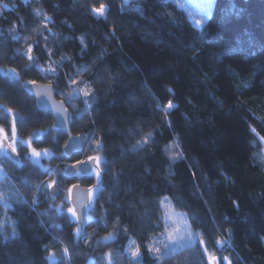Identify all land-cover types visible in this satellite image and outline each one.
<instances>
[{
	"label": "trees",
	"instance_id": "obj_1",
	"mask_svg": "<svg viewBox=\"0 0 264 264\" xmlns=\"http://www.w3.org/2000/svg\"><path fill=\"white\" fill-rule=\"evenodd\" d=\"M102 3L106 18L94 13ZM262 51L264 0H216L201 27L173 0H0V105L24 115L23 136L48 129L39 142L54 154L44 168L3 160L18 197L0 206V264H129L130 240L156 264L146 245L164 231L165 197L199 236L159 264H264V94L246 93L264 86V58L227 66L234 99L217 80L235 54ZM32 80L53 82L72 131L88 134L84 149L61 157L68 135L24 87ZM73 85L92 95L67 99ZM98 153L99 180H81L98 188L81 225L42 183L55 169L64 192L74 178L62 161Z\"/></svg>",
	"mask_w": 264,
	"mask_h": 264
},
{
	"label": "rangeland",
	"instance_id": "obj_2",
	"mask_svg": "<svg viewBox=\"0 0 264 264\" xmlns=\"http://www.w3.org/2000/svg\"><path fill=\"white\" fill-rule=\"evenodd\" d=\"M180 8L184 9L189 17V19H192V21L198 26L201 27L203 25H205L208 21L209 18L212 15L213 9H214V5L216 0H173ZM94 13H96L94 11ZM98 16V13H96ZM106 14V12H105ZM264 58V51L258 53L256 56L249 58V59H245L241 54H235V56H232L231 58H229L226 63L224 64V66L221 67L220 71L218 72V76H217V80L218 83L221 86V93L223 95H225V97L229 96L230 99H234L235 98V94H234V87H233V83H231L230 81V77H229V73L227 72V66L229 64L233 65V66H237L239 67L242 71L246 72L247 70H249L252 66L253 63L258 62V60ZM43 70V72H48V73H52L49 71V69H54V66H50V68L46 71L43 68H41ZM56 71V69H54ZM73 84V83H72ZM71 92L69 94H72L71 96H69L68 94L66 95L67 99H73V97H76L78 94V89H76V86L73 85V87L70 90ZM81 92V91H80ZM248 94H253V93H263L264 94V86L261 83H258L257 85H254L252 88H250L247 92ZM6 107L2 108V105H0V117H6V113H11V109L12 108H8L6 109ZM11 115V114H10ZM9 125L6 126H2L0 125V128H3L7 133H8V141L10 140L12 142L13 138L11 136V126L13 123H15L16 126V131H17V135L15 137V144L17 142V140L22 139L24 141V145L21 146L20 149L23 148V152H24V158L30 162H33L35 164H38L40 166H42L43 168L46 167V161L52 156L51 154H53V150L42 144H40V140L36 141L33 139V137L29 134L28 136L24 137L23 135H21L20 132V128L18 126V123L15 121L14 116L11 115L10 119H9ZM55 127V124H54ZM43 130V135L42 137H44V134L48 132V129ZM41 130V131H42ZM90 145V144H88ZM35 148L37 151H40L42 149H47L50 153V155H44L43 153L41 154V156L36 157L32 155V149ZM19 149V150H20ZM8 149L5 148L4 145H0V192H5L7 194V199L5 201V203L8 205L7 208H5L4 203H0V206H3L5 210L9 209L10 206L12 205V200L14 198H17V192L15 191L13 184L9 181V173L8 170L5 167L4 161H8L9 159H7L8 157ZM99 156V162L101 163L102 157L101 155L98 153L97 154ZM64 164V173L67 169V166L75 163L74 161L71 160H65L62 161ZM100 170H101V166H98L97 168L94 169V171L92 172L91 176L95 178V180H99V176H100ZM55 169H52L51 174L49 177L45 178L44 182L42 183L43 186H45L46 188H51L48 187V182L51 180H59L58 176L55 175L54 177L51 178V175H54ZM76 178V177H74ZM79 180V178H76V181ZM74 183V181L72 182ZM72 183L69 185V187H66V189L64 188V192H61L59 194V196L57 197V195L55 196V200L54 201H58L57 202V206L59 207V209L61 211H67V209L69 207L73 208V205L71 203V200L68 198L69 194L68 193V189L71 188ZM91 198L94 199L96 194H97V190L98 188L95 185H91ZM168 201H170L168 199ZM93 204V203H92ZM92 204L89 205L88 210V216H90V208L92 207ZM171 208L176 212V213H182L179 210H176L174 208V206L171 204ZM71 214V213H70ZM184 214V213H183ZM185 215V214H184ZM72 216V214H71ZM186 216V215H185ZM73 219H77V214L76 217H72ZM187 222L189 223V219L187 217ZM9 223V219H5L3 221V224H8ZM169 223H171V221H169ZM178 227H182V225H177ZM163 229L165 230V228L163 227ZM190 230L192 233L196 234V232L192 229V227H190ZM162 233V232H161ZM182 235V234H181ZM163 239V237L160 236L156 237L155 240L157 239ZM154 242V241H153ZM137 243V242H136ZM167 243V241H166ZM191 243L189 242V238L188 237H183L182 235V239L180 240L179 245H173L172 251H179L180 248L189 246ZM157 246L160 248V250L166 251V249L162 246L157 244ZM52 259L55 260L56 256H54L52 254Z\"/></svg>",
	"mask_w": 264,
	"mask_h": 264
},
{
	"label": "snow or ice",
	"instance_id": "obj_3",
	"mask_svg": "<svg viewBox=\"0 0 264 264\" xmlns=\"http://www.w3.org/2000/svg\"><path fill=\"white\" fill-rule=\"evenodd\" d=\"M25 2H27V0H25ZM5 7H7V5H5ZM107 10V5L105 4H101L99 8H95L94 11L96 13H98L99 15L103 16L104 18H106L105 16V12ZM81 43H83V38H81ZM31 47L28 48V59L31 61L33 59V57L31 56ZM50 72H52V74H55V70L54 69H49ZM29 83H33L35 84V81H30ZM70 83H77V81H75L74 79L70 81ZM57 89H52V91H56ZM44 91H48L47 89H45ZM78 91L83 92L84 96H91L92 92L90 90V88H88L87 86H85V88L83 89H78ZM171 91V90H169ZM61 95H64V93L61 92ZM69 96H71L72 94H68ZM175 106L169 102L167 109H161V111L167 113L168 110L173 109ZM254 131V130H253ZM17 135V131H16V126L15 123L12 124L11 126V136L13 138L12 140V148L13 150H15V137ZM152 134H148V136H146L144 138L143 143L138 142V145L140 147H143V144H146L149 142V140L151 139ZM9 137H8V133L3 129L0 128V145H5V143L8 141ZM261 139H264V137H262ZM100 142L97 141V144H99ZM179 144L177 142H173L172 145H167L165 148V151L171 156V158L174 160L178 155H182L181 153H176L171 151V149L173 148H178ZM44 155H50L49 151L47 149H42L40 151H37L35 148L32 149V155L39 157L41 156V154ZM54 155V154H51ZM64 155H66V153H62L61 157H63ZM90 159H95L97 162L99 161V157L96 158H92L90 157ZM81 167H83L84 162H78ZM75 169V165L72 166ZM51 171V170H50ZM76 175H79V171H76ZM26 179V178H25ZM48 187H52V186H56L57 189H59V185L57 184V182L55 180H51L48 182ZM40 186H37V190H39ZM75 187V186H73ZM62 190V189H59ZM68 193L70 194L72 189H68L67 190ZM70 199V195L68 197ZM7 199V194L5 192H0V203H4L5 208L8 207V205L5 203ZM159 203L163 206V212L161 213V217L163 220V226L165 228V230L160 233V236L163 237V239H157L156 241L150 243L149 245H146L148 251L150 254H152V256L154 257L156 264H159L160 260L163 258L164 255H167L169 251H172L173 245H179L180 240L182 239V235L183 237H188L189 238V242L191 244H195L197 243V239L199 234L196 233H192L190 230V225L187 222V217L183 214V213H176L172 208H171V201H168V198L165 197L163 200L159 201ZM67 211L69 213L72 214V217H76V210L74 208L69 207L67 209ZM90 219L92 217H89ZM169 221H171V223H169ZM102 223L104 221H101ZM118 223V221H117ZM177 225H182V227H178ZM56 227H59V225H57ZM79 231L78 230V235H79ZM124 231L126 232L127 229H124ZM182 234V235H181ZM115 237L110 235L109 239H114ZM167 241V243H166ZM200 243H202V241H200ZM157 244L162 245L165 249L166 252L163 254H160V248L157 246ZM68 250L64 249V252L66 253ZM204 251H206V249H204ZM128 257L129 260V264H144V259H143V254L141 252L140 249V245L136 243V241L134 240H130L129 244L127 245L126 248V253H125ZM110 255V254H109ZM51 259V256L49 257ZM209 259H214L213 257H209Z\"/></svg>",
	"mask_w": 264,
	"mask_h": 264
},
{
	"label": "water",
	"instance_id": "obj_4",
	"mask_svg": "<svg viewBox=\"0 0 264 264\" xmlns=\"http://www.w3.org/2000/svg\"><path fill=\"white\" fill-rule=\"evenodd\" d=\"M36 83L26 82L24 87L32 92L36 102L40 108L49 111L54 117V124L68 135L66 142L64 143V150L68 155H72L76 150H81L85 147L86 141L88 139V134L85 132H73L72 131V112L67 105V102L63 98H60L54 89L53 82L49 81H37L32 80ZM47 89L48 91H44ZM12 115H14L15 120L19 121L23 118L20 110H12ZM40 131L36 130L32 133L34 138L40 137ZM11 156L18 159V155L11 151ZM96 158V157H92ZM84 162L83 167L78 162ZM75 165V169L72 167ZM97 161L95 159L87 158V160H78L75 163L68 165L67 174L73 176L76 171H82L84 174L88 175L96 167ZM75 186V187H73ZM72 186V192L70 200L72 202L73 208L76 210L77 222L81 225H86L89 221L88 217V207L92 204L93 199L91 198V188L90 185H86L80 181H77ZM56 186H52L51 190L53 194H56Z\"/></svg>",
	"mask_w": 264,
	"mask_h": 264
},
{
	"label": "flooded vegetation",
	"instance_id": "obj_5",
	"mask_svg": "<svg viewBox=\"0 0 264 264\" xmlns=\"http://www.w3.org/2000/svg\"><path fill=\"white\" fill-rule=\"evenodd\" d=\"M12 110H14V109H11V113H9V114H11L12 115ZM47 111V110H46ZM49 112V111H48ZM50 113V112H49ZM14 116V115H13ZM23 117H24V115H23ZM54 118V117H53ZM14 119H15V117H14ZM23 119V118H22ZM21 119V120H22ZM21 120H19V121H16L17 123H19ZM54 124V123H53ZM56 126V125H55ZM57 127V126H56ZM58 128V127H57ZM36 130H39L40 131V137H38V138H34L33 136H32V133L34 132V131H36ZM36 130H34V131H32L31 132V136L33 137V139L34 140H36V141H38V140H41L42 139V135H43V130L41 131L40 129H36ZM24 137H26V136H24ZM87 142V141H86ZM22 145H24V141L22 140V139H20V140H17V142H16V144H15V150H13V148H12V142L9 140V141H7L6 143H5V148H7L8 149V157L7 158H11V159H13L15 162H17V163H23V159H24V152H23V148L22 149H20L21 148V146ZM20 147V148H19ZM85 147H86V144H85ZM84 147V148H85ZM83 148V149H84ZM98 148H100V147H98ZM20 149V150H19ZM82 150V149H81ZM11 151H14L17 155H18V159H15L14 157H12L11 156ZM66 153V152H65ZM66 155H68L67 153H66ZM90 157H99L97 154H91V155H89V156H87L86 158H81V159H79V160H87V158H90ZM76 161H78V160H76ZM76 161H74V162H76ZM100 162L98 161L97 162V165H96V167L95 168H97L98 166H100ZM68 168V167H67ZM94 168V169H95ZM94 169H93V171H94ZM67 170V169H66ZM92 171V172H93ZM92 172L91 173H88V175H91L92 174ZM64 175L66 176H70V175H68L67 174V172L65 171V173H64ZM88 175H86V174H84L82 171H79V175H73V176H70V177H78L79 178V180H77V181H80V182H82L81 180L84 178V177H87ZM76 178H74L71 182H70V184L74 181V183H72V186L77 182L76 181ZM56 182H57V184L59 185V188H60V181L59 180H56ZM83 183V182H82ZM69 184V185H70ZM69 185L67 186V187H69ZM72 186H71V188H72ZM70 188V189H71ZM90 188H91V185H90ZM64 189V188H63ZM66 189V188H65ZM49 190H51V188H49ZM55 190H56V194H53V191L51 190V194H52V196H56V195H58L59 193H60V190L59 189H57V188H55ZM91 190H92V188H91ZM72 192V191H71ZM70 197H71V194H70ZM72 203V202H71ZM91 205V204H90ZM89 211V210H88ZM89 213V212H88Z\"/></svg>",
	"mask_w": 264,
	"mask_h": 264
},
{
	"label": "clouds",
	"instance_id": "obj_6",
	"mask_svg": "<svg viewBox=\"0 0 264 264\" xmlns=\"http://www.w3.org/2000/svg\"><path fill=\"white\" fill-rule=\"evenodd\" d=\"M137 6H139V5H137ZM149 134H150V133H149ZM253 142L255 143V141H253ZM137 146H139V145H137ZM137 146H134V149H133V150H135V147H137ZM261 160H262V162H264V157H261ZM14 223H15V222H13V226H14ZM13 230H15L14 227H13Z\"/></svg>",
	"mask_w": 264,
	"mask_h": 264
}]
</instances>
